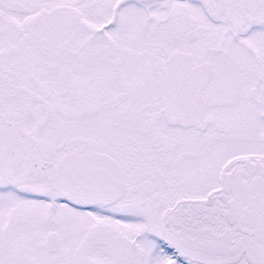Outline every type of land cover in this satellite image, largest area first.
I'll use <instances>...</instances> for the list:
<instances>
[{"label": "snow or ice", "instance_id": "snow-or-ice-1", "mask_svg": "<svg viewBox=\"0 0 264 264\" xmlns=\"http://www.w3.org/2000/svg\"><path fill=\"white\" fill-rule=\"evenodd\" d=\"M0 264H264V0H0Z\"/></svg>", "mask_w": 264, "mask_h": 264}]
</instances>
